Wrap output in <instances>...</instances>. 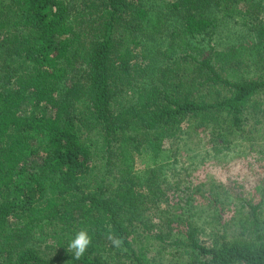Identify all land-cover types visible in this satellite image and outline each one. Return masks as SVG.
<instances>
[{
  "label": "trees",
  "instance_id": "16d2710c",
  "mask_svg": "<svg viewBox=\"0 0 264 264\" xmlns=\"http://www.w3.org/2000/svg\"><path fill=\"white\" fill-rule=\"evenodd\" d=\"M262 1L0 0V264H161L132 247L152 229L178 264H264ZM240 6L256 41L204 54L192 41ZM182 124L215 155L245 144L255 176L256 200L233 181L215 187L236 205L204 198L219 204L208 245L157 188L198 187L159 179Z\"/></svg>",
  "mask_w": 264,
  "mask_h": 264
},
{
  "label": "rangeland",
  "instance_id": "374dc122",
  "mask_svg": "<svg viewBox=\"0 0 264 264\" xmlns=\"http://www.w3.org/2000/svg\"><path fill=\"white\" fill-rule=\"evenodd\" d=\"M150 1L153 3V0ZM156 1L159 2V0ZM262 4L264 5V0ZM248 20H250V18L245 15V9L242 6L235 10L231 18L222 17L219 14L214 26L192 42L203 49L204 54L207 53L206 51H208L209 47L219 51H226L240 44L251 45L256 41L255 29L258 26H256V23V28H254ZM142 46L144 50L154 51L162 50L165 45L160 41H146ZM149 77H153V75ZM81 82H83V80H81ZM139 83H141L140 78L134 81V84ZM181 127L182 134L176 138L163 141V147L171 151L172 160L160 167V169H157L162 173L159 179L164 181L165 184H170L171 181L181 182L182 179H188L193 185H197L198 187H189L188 190L186 187L157 188L161 190L167 203L172 205L175 202L178 203V209L175 213L181 214L182 217L191 215V221L195 222L199 228L197 236L200 243L208 245L212 233L211 228L215 223L212 214L213 211H215V206L219 207V204L216 205V203L212 202L210 196L207 199L204 198L207 197L209 193H218L216 197L219 201L224 202V205H228V203L231 204L230 207L236 205V201L231 198L236 192L231 191L223 194V188L227 189L229 187H215L233 181L236 185H242V187H238L237 189L236 187H232L235 188L233 189L234 191H241L244 197H253V199L256 200L255 187H252L255 176L252 174V171L249 170L250 168H247L249 166L248 163L244 162L242 159V157L248 153L245 144L238 145L239 147L215 155L211 153V144H209L206 138L198 134L197 131L186 130L185 124H182ZM261 163L264 165V156L261 158ZM143 170L144 167L142 164H137L135 166V173L145 177L146 173ZM191 190L192 195L190 194ZM164 206V204L160 205L161 209H164ZM171 212H173V210ZM232 214L233 212L231 213L225 210L223 218L229 219ZM160 221L157 218L154 220V222L159 223L163 227V233L167 232L168 229L164 226V220L162 219ZM233 230L234 229H230V232H233ZM147 232L148 238L145 239ZM147 232L141 234L142 238L140 237L133 244V249L138 251V249L141 248L145 258L152 262L154 260L161 264H178L176 253H173V257L164 255L163 251L165 249L162 248L159 240L153 239V233H156V230L152 229ZM43 248V246L40 247V250L43 251V255L46 257H50L49 254L54 252L53 250H45ZM185 257L186 258L183 257L181 260H186L187 256Z\"/></svg>",
  "mask_w": 264,
  "mask_h": 264
},
{
  "label": "clouds",
  "instance_id": "9594fccd",
  "mask_svg": "<svg viewBox=\"0 0 264 264\" xmlns=\"http://www.w3.org/2000/svg\"><path fill=\"white\" fill-rule=\"evenodd\" d=\"M107 239L111 241L114 247L119 248L122 244V240L114 237L111 233L107 236ZM91 242V238L88 236L86 231H80L76 237L70 242L68 246L69 251L75 252V257L79 259L87 249Z\"/></svg>",
  "mask_w": 264,
  "mask_h": 264
}]
</instances>
